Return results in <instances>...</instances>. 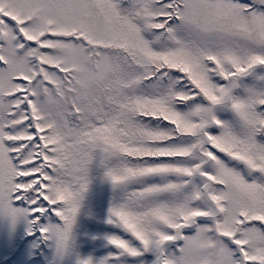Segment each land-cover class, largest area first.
I'll return each instance as SVG.
<instances>
[{
  "label": "snow or ice",
  "instance_id": "6c2138e0",
  "mask_svg": "<svg viewBox=\"0 0 264 264\" xmlns=\"http://www.w3.org/2000/svg\"><path fill=\"white\" fill-rule=\"evenodd\" d=\"M0 264H264V0H0Z\"/></svg>",
  "mask_w": 264,
  "mask_h": 264
}]
</instances>
